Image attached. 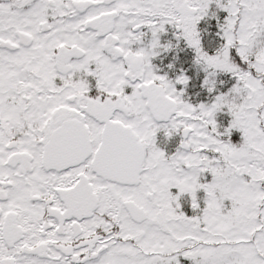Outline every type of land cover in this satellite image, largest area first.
Segmentation results:
<instances>
[{"label":"snow or ice","instance_id":"6c2138e0","mask_svg":"<svg viewBox=\"0 0 264 264\" xmlns=\"http://www.w3.org/2000/svg\"><path fill=\"white\" fill-rule=\"evenodd\" d=\"M0 264H264V0H0Z\"/></svg>","mask_w":264,"mask_h":264}]
</instances>
